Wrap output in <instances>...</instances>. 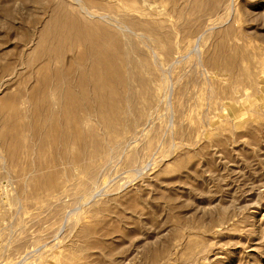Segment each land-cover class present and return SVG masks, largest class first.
<instances>
[{
  "label": "rangeland",
  "instance_id": "374dc122",
  "mask_svg": "<svg viewBox=\"0 0 264 264\" xmlns=\"http://www.w3.org/2000/svg\"><path fill=\"white\" fill-rule=\"evenodd\" d=\"M0 264H264V0H0Z\"/></svg>",
  "mask_w": 264,
  "mask_h": 264
}]
</instances>
